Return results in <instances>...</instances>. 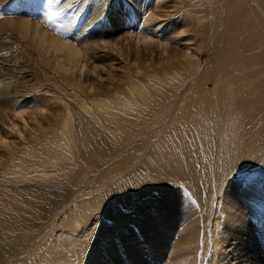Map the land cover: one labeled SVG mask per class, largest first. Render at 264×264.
I'll return each instance as SVG.
<instances>
[{
    "label": "bare ground",
    "instance_id": "bare-ground-1",
    "mask_svg": "<svg viewBox=\"0 0 264 264\" xmlns=\"http://www.w3.org/2000/svg\"><path fill=\"white\" fill-rule=\"evenodd\" d=\"M176 1L179 8L172 12L180 16L175 38L180 42L190 39L184 29L187 24L197 27L204 16L211 18L209 35L201 31L198 42H211L210 71L198 72L187 63L186 78L164 76L146 97L128 93L101 101L93 86L78 82L77 86L66 82L58 96L49 95V101L68 109L61 123L45 136L46 141L23 144L20 158L9 154L5 169L0 170V264H93L94 252L106 264L120 251L112 252L119 246L115 230L108 231L118 214L126 218L132 213L138 229L159 230L157 238L164 240L171 235L160 226L164 214L179 213L187 201L183 192L192 196L191 187L200 180L208 189L204 185L213 178L239 170L244 171V179L233 183L239 192L249 198L260 191L253 182L264 172V0ZM128 2L139 10L136 0ZM162 2L149 3L153 15L134 12L148 40L144 43L162 33L160 22L166 21L162 19L166 15L158 14ZM61 48L69 57L78 56L66 46ZM85 71L89 69L83 66L80 72ZM139 81L135 87L141 88ZM74 94L82 98L76 100ZM67 97L75 101L68 103ZM0 104V108L10 104L2 89ZM13 119L15 114L0 110V127ZM153 190L154 198L143 201ZM33 196L37 200L28 202ZM117 205L129 212L110 215ZM108 219L109 225L103 222ZM33 220L38 224L34 226ZM194 232L193 226H185L184 238ZM132 234V228L124 229L121 241L132 239ZM174 235L171 239L177 238ZM103 242L107 249L101 248Z\"/></svg>",
    "mask_w": 264,
    "mask_h": 264
},
{
    "label": "rangeland",
    "instance_id": "rangeland-1",
    "mask_svg": "<svg viewBox=\"0 0 264 264\" xmlns=\"http://www.w3.org/2000/svg\"><path fill=\"white\" fill-rule=\"evenodd\" d=\"M68 1L0 0V45L5 44L0 46V72L4 75L2 77L0 73V89L10 99V104L0 110L17 116L4 128L0 127V170L5 169L9 154L15 159L20 158L23 144L36 139L46 141L48 133L61 123L68 109L49 101V95L58 96L66 82L75 86L77 82L81 86L89 84L101 101L111 102L128 93L146 97L164 76L178 74L186 78L184 65L187 63H193L198 72L206 68L210 71L211 42L208 39L200 45L198 42L201 31L204 33L205 30L206 37L209 35V28H206L211 18L204 16L197 27L187 24L184 29L190 39L180 42L175 39L180 30V16L178 12H172L175 7L179 8L176 0H164L160 4L163 8L158 14L166 15L162 18L166 21L160 22L162 33L157 39L153 36L155 39L151 43H144L148 40L142 34L135 11H141V16L146 12L153 15L149 4L152 0H136L139 10L129 6L128 0L94 1L99 4L93 0ZM201 5L208 7L206 1ZM167 14L172 16L167 18ZM191 21L194 23L193 19ZM150 29L144 31L151 33ZM35 31L40 36H36ZM187 41L191 44L183 46ZM97 45L103 48L98 50ZM62 46L78 52V56L69 57ZM186 47L190 49L186 51ZM83 66L89 71L81 73ZM139 80L143 82L141 88L135 87ZM68 89L73 87L68 86ZM74 95L76 100L82 98L79 94ZM66 100L68 103L75 101L70 97ZM140 106L144 107L143 103ZM242 173L244 171L238 170L231 175L226 173L219 180L213 178L209 185H204L208 189L202 188L204 181L200 180L199 185L191 187L192 196L182 191L187 195L182 210L164 214L166 219L160 222L161 227L171 232L164 240L157 238L159 230L148 228L143 232L138 229L132 221V213H126V218L120 214L115 216V226L109 227L108 231L115 230L114 239L119 246L112 252H121L116 253L114 259L109 258L106 264H191V260L195 264H264V172L256 175L258 182H253L260 190L257 193L251 189L257 193L255 198L242 195L238 185L233 184L244 179ZM155 192L153 190L142 198L143 201L154 198ZM31 200L37 198L33 196L28 202ZM115 211L129 212L126 208L120 210L117 205L110 215ZM33 221L34 226L38 224L37 220ZM103 222L111 224L109 219ZM189 225L195 232L186 239L183 231ZM131 228L135 231L129 236L132 239L124 237L121 241L124 229ZM173 233L178 239H171ZM24 236H28L27 231ZM104 244L108 245L103 242L101 248L107 249ZM92 255L96 257L93 264H103L101 255L95 252Z\"/></svg>",
    "mask_w": 264,
    "mask_h": 264
}]
</instances>
